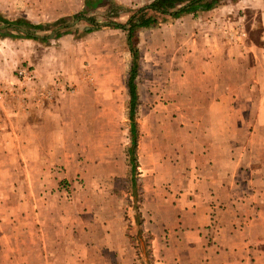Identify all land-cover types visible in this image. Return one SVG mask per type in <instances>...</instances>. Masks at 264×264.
Here are the masks:
<instances>
[{
  "label": "rangeland",
  "instance_id": "1",
  "mask_svg": "<svg viewBox=\"0 0 264 264\" xmlns=\"http://www.w3.org/2000/svg\"><path fill=\"white\" fill-rule=\"evenodd\" d=\"M152 1L105 0L87 11L85 0H0L3 20L25 22L19 29L0 22V264H200L184 235L206 222L203 109L215 83L198 74L205 51L191 50L190 25L167 18L136 32V147L129 155L132 56L126 32L113 25L153 15L140 12ZM220 5L230 27L225 41L264 45V0ZM25 33L45 40L19 38ZM192 53L200 56L194 67ZM244 56L236 72L246 74L256 59L249 50ZM222 73L227 90L232 71ZM252 100L247 119L259 91ZM234 133L240 144L249 137L245 127ZM123 238L127 250L112 254ZM205 244L215 250L211 239ZM72 247L80 256L68 257Z\"/></svg>",
  "mask_w": 264,
  "mask_h": 264
},
{
  "label": "crops",
  "instance_id": "2",
  "mask_svg": "<svg viewBox=\"0 0 264 264\" xmlns=\"http://www.w3.org/2000/svg\"><path fill=\"white\" fill-rule=\"evenodd\" d=\"M221 7L173 20L177 27L190 25L196 29L193 31L196 36L190 38L191 50L197 52L202 46L205 51L196 63V69L202 66V72L199 70L198 74L203 82L215 83L212 89L208 88L206 97L209 101L203 109L208 122L206 140L202 144L205 149L200 157L206 169L201 171L200 177L205 195L201 205L206 222L200 221L191 227L184 238L194 247L200 264H264V91H261L264 89V45L244 38L225 41L222 34L230 27L225 26L226 20H221L226 14ZM260 24L264 34V12L260 14ZM248 50L256 61L246 74L238 73ZM189 57L193 59L191 67H194L200 56L192 53ZM225 67L232 71L227 90L220 89L219 85L225 80L222 73ZM256 90L260 92V100L254 118L247 119L248 102L252 103ZM244 127L249 137L240 144L234 131ZM15 139L17 144H24L22 137ZM208 239L216 243L214 251L206 247ZM120 244L122 247L118 249L111 247L112 254L113 251L122 254L128 246L124 238L120 239ZM77 253L72 247L68 257L80 256ZM43 256L53 255L44 251Z\"/></svg>",
  "mask_w": 264,
  "mask_h": 264
},
{
  "label": "trees",
  "instance_id": "3",
  "mask_svg": "<svg viewBox=\"0 0 264 264\" xmlns=\"http://www.w3.org/2000/svg\"><path fill=\"white\" fill-rule=\"evenodd\" d=\"M223 0H153L145 9L140 10V12L150 11L153 15H143L140 21L134 23L130 21L127 26L113 25L116 29H122L127 34V46L129 52L132 56V63L130 67L129 78L127 81V87L130 95L129 102V119L131 121L130 125V134H131V149L129 150L130 157H133L135 154L136 147V135H135V123L134 115L137 102V93L136 86L134 84L135 75L138 69V49H137V30L140 28H154L157 27L160 23L166 22L165 19L176 20L186 14H195L200 12L210 11L220 5ZM239 1V0H233ZM105 3V0H85V9L88 11L90 6L94 5L99 6L100 4ZM92 9V8H91ZM164 18L162 21H159L157 17ZM0 22L3 24H12L16 28H20L25 25L24 21H16L9 23L3 20L0 17ZM28 29L37 30L41 27L27 25ZM21 36V35H20ZM13 38V36H10ZM27 40H40L44 41L45 38H39L34 35L25 33L22 37Z\"/></svg>",
  "mask_w": 264,
  "mask_h": 264
},
{
  "label": "built area",
  "instance_id": "4",
  "mask_svg": "<svg viewBox=\"0 0 264 264\" xmlns=\"http://www.w3.org/2000/svg\"><path fill=\"white\" fill-rule=\"evenodd\" d=\"M20 74H24V75H25V77H24V78H27L28 80L30 79V77H29V75L27 74V72H26V71H24L23 73H20Z\"/></svg>",
  "mask_w": 264,
  "mask_h": 264
}]
</instances>
